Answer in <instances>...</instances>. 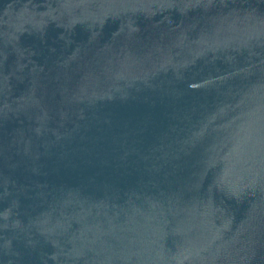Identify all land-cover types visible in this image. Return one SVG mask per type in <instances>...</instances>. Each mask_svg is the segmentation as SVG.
Instances as JSON below:
<instances>
[{
  "label": "water",
  "instance_id": "obj_1",
  "mask_svg": "<svg viewBox=\"0 0 264 264\" xmlns=\"http://www.w3.org/2000/svg\"><path fill=\"white\" fill-rule=\"evenodd\" d=\"M0 264H264V0H0Z\"/></svg>",
  "mask_w": 264,
  "mask_h": 264
}]
</instances>
